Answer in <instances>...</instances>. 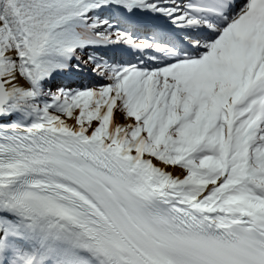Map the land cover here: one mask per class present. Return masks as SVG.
<instances>
[{
  "label": "snow or ice",
  "instance_id": "1",
  "mask_svg": "<svg viewBox=\"0 0 264 264\" xmlns=\"http://www.w3.org/2000/svg\"><path fill=\"white\" fill-rule=\"evenodd\" d=\"M0 264H264V0H0Z\"/></svg>",
  "mask_w": 264,
  "mask_h": 264
},
{
  "label": "trees",
  "instance_id": "2",
  "mask_svg": "<svg viewBox=\"0 0 264 264\" xmlns=\"http://www.w3.org/2000/svg\"><path fill=\"white\" fill-rule=\"evenodd\" d=\"M67 81L64 79V78H61V77H58L56 80H54L52 82V87H53V90L55 89V87L59 84H62V83H66ZM120 114V113H119ZM121 115V114H120ZM122 116V115H121ZM123 118V116H122ZM124 119V118H123Z\"/></svg>",
  "mask_w": 264,
  "mask_h": 264
},
{
  "label": "rangeland",
  "instance_id": "3",
  "mask_svg": "<svg viewBox=\"0 0 264 264\" xmlns=\"http://www.w3.org/2000/svg\"><path fill=\"white\" fill-rule=\"evenodd\" d=\"M78 83V82H77ZM116 119L120 122V123H125L126 121L122 118V116L119 113H116Z\"/></svg>",
  "mask_w": 264,
  "mask_h": 264
},
{
  "label": "bare ground",
  "instance_id": "4",
  "mask_svg": "<svg viewBox=\"0 0 264 264\" xmlns=\"http://www.w3.org/2000/svg\"><path fill=\"white\" fill-rule=\"evenodd\" d=\"M72 121H69V123H71ZM169 171H173V172H178V169H169Z\"/></svg>",
  "mask_w": 264,
  "mask_h": 264
}]
</instances>
